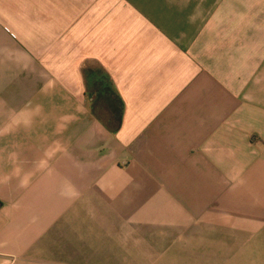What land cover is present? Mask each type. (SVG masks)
Segmentation results:
<instances>
[{
  "label": "crops",
  "instance_id": "obj_1",
  "mask_svg": "<svg viewBox=\"0 0 264 264\" xmlns=\"http://www.w3.org/2000/svg\"><path fill=\"white\" fill-rule=\"evenodd\" d=\"M0 264H264V0H0Z\"/></svg>",
  "mask_w": 264,
  "mask_h": 264
},
{
  "label": "trees",
  "instance_id": "obj_2",
  "mask_svg": "<svg viewBox=\"0 0 264 264\" xmlns=\"http://www.w3.org/2000/svg\"><path fill=\"white\" fill-rule=\"evenodd\" d=\"M89 87L96 88L95 93L101 98H105L112 111L113 117L119 119L122 104L115 93L113 82L109 74L102 68L86 69L84 71ZM118 104V107L117 105Z\"/></svg>",
  "mask_w": 264,
  "mask_h": 264
},
{
  "label": "rangeland",
  "instance_id": "obj_3",
  "mask_svg": "<svg viewBox=\"0 0 264 264\" xmlns=\"http://www.w3.org/2000/svg\"><path fill=\"white\" fill-rule=\"evenodd\" d=\"M97 68V67H96ZM117 105V107H118V104H116ZM103 109V108H102ZM102 112H104V110H102Z\"/></svg>",
  "mask_w": 264,
  "mask_h": 264
}]
</instances>
